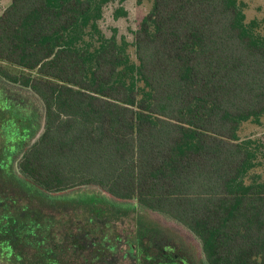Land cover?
Wrapping results in <instances>:
<instances>
[{"label":"trees","instance_id":"trees-1","mask_svg":"<svg viewBox=\"0 0 264 264\" xmlns=\"http://www.w3.org/2000/svg\"><path fill=\"white\" fill-rule=\"evenodd\" d=\"M99 17L95 0H11L0 14V77L42 105L21 118L0 97L27 123L19 173L0 178L48 193L94 185L130 202L139 264L150 260L143 239L163 237L147 211L191 231L202 264H264V180L250 175L259 147L239 135L264 116L261 21L240 0H154L133 62ZM163 240L162 264H189Z\"/></svg>","mask_w":264,"mask_h":264},{"label":"rangeland","instance_id":"rangeland-1","mask_svg":"<svg viewBox=\"0 0 264 264\" xmlns=\"http://www.w3.org/2000/svg\"><path fill=\"white\" fill-rule=\"evenodd\" d=\"M95 1L100 6V17L96 21L102 34L107 38L115 36L126 46L130 59L137 62L135 31L151 10L154 0ZM240 1L245 3L247 21L260 20L264 32V0ZM10 2L0 0V14ZM91 31L89 26L84 39L96 42L98 35L90 34ZM3 95L12 98L11 105L21 118L42 106L33 94L0 77V97ZM4 101L0 98V121L5 124L3 138L8 148H13L24 137L21 125L27 127V123L18 122L11 109L5 111ZM239 135L253 140V145L259 147V165L250 175L264 180V116L256 122H244ZM3 138L0 134V149ZM142 215L145 221L150 225L155 223L157 230L163 232L167 249L179 257L178 262L186 260L189 264H202L201 242L191 231L158 212L147 211ZM138 216L133 204L112 198L94 185L48 193L23 180L5 181L1 177L0 258L4 264H139L142 254L140 256L138 251H141L137 238ZM156 233L152 245L143 239L145 257H150L143 264H162L156 244L162 245L164 240L163 237L158 239ZM100 253L103 261L97 262ZM91 254L98 258L91 259ZM167 264L176 262L168 261Z\"/></svg>","mask_w":264,"mask_h":264},{"label":"flooded vegetation","instance_id":"flooded-vegetation-1","mask_svg":"<svg viewBox=\"0 0 264 264\" xmlns=\"http://www.w3.org/2000/svg\"><path fill=\"white\" fill-rule=\"evenodd\" d=\"M4 103H5L4 105L5 111H7L8 109L12 110V107L10 106V102L5 100ZM1 126L2 129H0V134L3 138L5 132L4 122H2ZM4 139L5 137L3 138V145L0 149V171L1 173H4L5 175L8 176L9 174L12 173L13 168H15L16 166L18 167L19 160L22 157L27 142L26 139H24V141L21 139L22 141L20 140V142L16 143V145H14L13 148H8V144L7 142H4ZM17 167L15 169L19 173V167L18 168Z\"/></svg>","mask_w":264,"mask_h":264}]
</instances>
